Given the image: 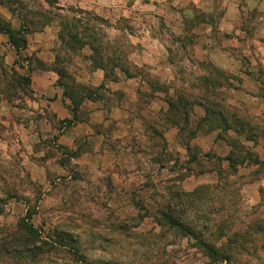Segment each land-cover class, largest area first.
<instances>
[{"label":"rangeland","instance_id":"374dc122","mask_svg":"<svg viewBox=\"0 0 264 264\" xmlns=\"http://www.w3.org/2000/svg\"><path fill=\"white\" fill-rule=\"evenodd\" d=\"M7 16L26 45L0 39V96L23 110L2 117L42 139L25 162L0 152V241L24 235L30 212L61 245L39 264H264V0H0ZM45 73L79 120L93 103L109 117L96 133L112 157L82 158L87 137L63 148L65 121L48 134L54 113L32 92ZM205 109L236 114L254 140ZM231 153L248 159L233 167Z\"/></svg>","mask_w":264,"mask_h":264},{"label":"crops","instance_id":"0c3cea01","mask_svg":"<svg viewBox=\"0 0 264 264\" xmlns=\"http://www.w3.org/2000/svg\"><path fill=\"white\" fill-rule=\"evenodd\" d=\"M2 19L4 20V18ZM6 19L5 21L9 24L12 30L17 31L20 28V26L16 24V18H13V16H7ZM0 39L4 41L5 45H11L8 35L0 33ZM125 78L123 76L119 81L120 88L124 90L128 83V80ZM39 80L42 81L41 84L39 83ZM32 83V92L36 99L34 100V104L40 105L41 107H47L49 111H53L54 113L52 121L46 123L47 129H49L48 134L51 133L54 135L55 133L60 132L59 125L64 121L68 123L63 126L59 135V144L62 145L63 148L75 149L76 142L80 138L87 137L89 140L94 139V144L92 145L93 148L90 151H87L82 158L98 159L112 157V154L115 151H113L112 147L109 145L108 139L102 135H97L96 133L97 126H102L105 129L110 122L109 117H107L101 108L96 106V103H93L95 108L94 106L91 107V110H89L88 115L84 120H75V115L70 109V100L65 97L64 89L57 84L55 77L50 73H45L38 79L32 78ZM22 110V108L11 107L0 96V129L2 130V134H0V152L5 156L11 157L12 151L15 150V147L17 146L14 153L15 155H18L19 160L22 158L23 161H21L25 162L23 158H27L26 149L29 148L27 139L31 136L35 142H41L42 138L39 131L35 128L30 132L29 130H31V128H28L25 120L22 118L17 119L15 117H9L8 119H5L2 117L4 115L10 116L15 112L21 113ZM118 111L115 112V110H113L110 113L111 117L115 118L116 113H120V111ZM124 125L125 124L122 126ZM225 156L226 154H224V157ZM41 170L44 172V175H46L45 178H48V175L51 172H54L49 167H41ZM58 171H60V169ZM60 173L65 175V169H61Z\"/></svg>","mask_w":264,"mask_h":264},{"label":"trees","instance_id":"16d2710c","mask_svg":"<svg viewBox=\"0 0 264 264\" xmlns=\"http://www.w3.org/2000/svg\"><path fill=\"white\" fill-rule=\"evenodd\" d=\"M0 33L8 35L10 42L13 47H15L17 50H21L26 45V40L23 37V35L26 33L24 29L14 32L8 23L4 22L0 19ZM24 81H27V83H30V80L25 78ZM32 93V92H31ZM65 97L70 98L72 101V98L68 95V93L65 92ZM72 104H74V101H72ZM77 105V104H76ZM202 107H204L203 103H200ZM78 107L79 106H70V109L75 115V120L78 119L77 113H78ZM206 114L209 113L213 121L217 122L219 126L216 128H222L224 130H233L237 134H247L245 138L247 140H254L253 133L254 128L251 127L247 122H244L243 120H240L236 114H233L231 119H228L227 117H224L222 112L215 111L214 109H205ZM217 117V118H215ZM230 120V121H229ZM203 122H208V116L206 119H204ZM230 146H234L231 140L227 141ZM248 158H244L240 155H234L230 154L225 161L229 162L233 167L244 164L245 161ZM258 163V160L255 162ZM1 202V200H0ZM1 215V213H0ZM32 214L30 212L27 214L26 219L24 218L21 221L20 226V233L22 236L19 235V233H16L14 235H11L8 239H4L0 241V263L1 264H39V261L43 260V257H46V254L49 253V251L46 250L47 247H52L53 249L56 245L61 246L60 244L53 245L46 240L41 239V236L39 234V230L34 227V225L30 222L32 219ZM29 220V221H28ZM173 225L181 227L179 222H176L174 220L171 221ZM187 233L188 236H191L193 238H196L195 233L188 228L183 229ZM206 248L209 249V251L213 255H219L218 251H216L213 248H209L204 244ZM57 247V246H56ZM221 260L223 261H230V258L228 256H222Z\"/></svg>","mask_w":264,"mask_h":264}]
</instances>
